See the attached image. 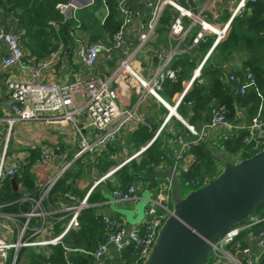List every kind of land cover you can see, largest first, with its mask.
Here are the masks:
<instances>
[{
  "label": "built area",
  "instance_id": "built-area-1",
  "mask_svg": "<svg viewBox=\"0 0 264 264\" xmlns=\"http://www.w3.org/2000/svg\"><path fill=\"white\" fill-rule=\"evenodd\" d=\"M184 1L183 3L182 0H146L148 18L141 25V30L138 32V45L132 52L125 53L118 60L111 74L106 78L96 74H89L86 77H75L67 81L45 80L41 77L42 72L56 59L55 56L39 59L32 66H26L23 62L25 52L21 44L22 36L26 34V30L20 28L18 33H11L5 31L0 25V45L3 44L5 47V53L0 58L2 68L6 70L16 66L28 69L30 72L28 79L9 84V92L3 101L5 108L11 115L3 119L6 124V132L3 147L0 150V183L4 178H12L21 170L23 165L22 158L13 156L9 159L7 154V142L16 122H69L78 136V149L72 159L67 158V150L57 142H45L39 145V155L32 162V170H39L51 165H55L57 168L55 173L46 181L37 199L27 196L22 198V200H28L31 204V209L24 213L25 222L17 224V221H13L12 226H4L0 230V264H16L17 251L24 246L36 247L62 244L63 236L70 229L79 227V213L87 205L90 191L77 204L66 207L70 217L59 234L51 238L42 236L47 234L49 229L46 226L45 217L47 213L43 208L42 201L56 182L72 166L75 159L115 142L132 121L141 122L143 126L150 128V123L142 119L136 112V105L132 108H123L118 104L117 97L120 88H123L126 92L133 89L138 96V103L142 99L149 97L159 102L169 111L161 124L154 130L147 144L127 158L122 164L135 157L146 146L155 141L166 128L170 115L173 114L193 138L187 141L176 131L170 130L174 143L173 162L182 184L199 187L206 182L204 177L188 176L190 166L199 164L197 159H193L192 163H190L188 159L190 147L194 142L203 141L205 129L198 130L193 124L186 122L176 109L180 104L185 103L188 106L192 104L191 101H182L188 86L192 81L200 77L203 65L213 48L225 37L231 21L235 17L244 14L248 1L255 2L257 0H227L228 18L220 28L216 27L208 19L206 13L210 7H213L215 0H207L199 10L191 8L188 0ZM76 3L69 0L56 3L55 8L62 17V23L69 18L76 19L74 11L81 7L76 5ZM90 3H92V0H90ZM167 8H172L175 11L169 24L168 35L170 38L176 39L178 44L184 43L185 35L194 25H198V29L191 39L193 46L205 41L209 35H213L211 46L193 69L191 78L185 87L175 95L172 104L163 97L161 92L165 80H175L177 77L178 69L173 68L171 63L173 57L180 52L178 48L170 47L168 50H159L156 56L162 60L161 64L147 75L144 72L147 71L150 65H134L136 51L152 40L154 31ZM117 9L120 15V23L112 33L109 45L98 39L87 45H79L75 50L77 59L86 68H92L100 54L110 59L114 49L125 48L127 30L132 26L138 13L126 4V0H118ZM185 18L189 20L188 26L184 23ZM48 24L56 31L59 29V23L54 20H49ZM260 33L264 35V32ZM70 34L72 35L71 32ZM228 79L235 83L234 91L236 93L245 94L252 90L257 100L256 111L249 123L245 125L234 124L225 119L224 106H215L210 110L209 126L220 129L216 144H219L221 150L228 153L226 151L227 141L240 136L241 145L239 151L233 155L228 153L232 158L235 157V161H238L244 154L255 153L264 148V93L250 70H246L241 76L234 72L230 73ZM167 103L173 106L174 112L169 109ZM83 112L87 120L85 123H79V117ZM118 167L119 165L94 181L93 186L109 176ZM136 189L137 185L133 183L125 188L117 187L111 191V194L117 201L127 202L137 198ZM170 213L169 188L165 183L158 197L148 200L145 217L142 222L126 225L117 217L103 213L100 218L106 235L104 241L98 242L92 250L62 246L66 255L78 251L89 256L92 264H113L111 250H113L117 261H123L126 249H131L135 257L143 260L155 240L158 228ZM5 217L11 222L14 220L11 215H6ZM33 217L40 218L42 220L41 225L33 228L31 233L32 236H35L33 239H25L24 236L29 229L28 222ZM259 223L263 225L254 235L256 245L260 250L259 254L253 259H248L246 258L248 249L244 248L239 256L241 259L246 260V262H243L244 264H259V257L264 252V214L255 215L247 222L229 228L211 245V254L207 264H221L224 259L229 262L232 260L235 264H242L230 255H226L224 253L225 248L227 246L231 248L234 246L239 247L236 241L237 237L244 230L250 229L253 225ZM14 228L17 229V239L15 241L8 240L6 235H11L15 231ZM10 251H12V256L8 260ZM66 264L74 263L67 260Z\"/></svg>",
  "mask_w": 264,
  "mask_h": 264
},
{
  "label": "crops",
  "instance_id": "crops-1",
  "mask_svg": "<svg viewBox=\"0 0 264 264\" xmlns=\"http://www.w3.org/2000/svg\"><path fill=\"white\" fill-rule=\"evenodd\" d=\"M206 1L207 0H188L189 6L195 10L201 9ZM182 2L184 3L185 1L182 0ZM90 4L86 6H89ZM126 4L132 9L136 10L138 15L134 19L132 26L127 30L125 37V48L114 49L112 57L110 59H107L103 54H100L95 65L92 68L88 69L83 66L77 59L75 53L77 47L79 45H87L98 39H101L109 45L112 34L106 31H102L100 32V35L96 37L94 35V31L92 30L75 27L70 31L72 33L71 47L66 46L65 42L60 40L59 38H56L57 41H55L54 46L51 47V42H54L53 38L55 37L53 33V38H51L52 36H49L47 38V36L43 35L41 32H38V34L34 38H30L27 34L22 36L21 44L25 52V55L23 57L24 64L26 66H32L39 59L55 56L56 59L49 65V67L43 70L41 75L43 79L50 81H67L75 77H86L89 74H96L103 78L108 77L118 60H120L125 55V53L132 52L136 48V46L138 45V32L139 30H141V25L144 24V22L148 18V8L146 6V0H126ZM82 7L84 6H81L80 8ZM80 8L74 11V15L76 18L78 10ZM245 12L246 14H250L251 9L247 7ZM206 13L208 19L216 27L220 28L228 18L227 0H215L213 7H210ZM99 14H101L100 20L102 23L108 14V8L105 4H103L96 12L97 16H99ZM174 14L175 11L172 8H167L164 11L159 24L154 31L152 40L148 42L144 47L136 51L134 65H150L147 71L144 72V74L147 75L161 64L162 60L156 56L159 50H168L170 47H177L180 52L173 57L171 66L178 69L179 71L182 62L180 61L176 64V61L180 60V58L188 57L189 61L191 62V65L185 66L187 70L181 81L183 89L187 82L190 80L193 69L197 66V64L203 58L206 51L211 45L208 48H202L201 46H199V44L194 46L191 44V39L194 33L197 31L198 25H194L187 32L184 37V43L178 44V41L176 39L170 38L168 35V30L169 24ZM19 15V11L12 13L8 9L3 8L0 5V25L5 31L18 33L21 28L18 26ZM262 15L264 16V0ZM184 23L186 26H188L189 20L185 18ZM236 24L237 23L233 24V28L235 27L234 29L242 32L241 34H244L245 37L239 39L237 46L228 50L227 52L222 51L219 47H214L201 69L200 77L196 79L197 82L208 84L213 77L212 73L215 72V69H219V78L223 83H229L230 80L228 79V76L230 73L234 72L241 76L246 70L252 71L255 78L256 75L258 77L259 72L261 71L264 78V35L260 33L264 32V24L260 27V29L256 31L247 29V26L245 24H242V26H240L238 29V27H236ZM230 30L231 26L229 24L226 35L222 40L226 38ZM55 32L57 31L55 30ZM44 37H46L47 40L43 41L42 39H44ZM208 39H212L213 41V35H209L206 40L202 42H206ZM3 53H5V47L3 44H1L0 58ZM29 77L30 72L28 69H22L14 66L5 70L2 68L0 61V150L4 144L6 132V124L5 122H3V119L11 115V113L5 108L3 104V101L9 92V84L11 82L28 79ZM177 93L178 92L173 94L170 99H167L170 104H172V102L174 101L175 95ZM117 102L123 108H132L136 105V112L142 119L150 123V128L143 126L141 122L132 121L118 136L115 142L108 144L100 150L83 154L81 157L73 161L72 166L65 172V174L69 173V176L67 178L65 177L63 183V185L67 189H64L62 192H57L56 199L53 202L46 201L49 193L42 201L43 208L47 213L45 217L46 226L49 227L47 234L42 235L45 238H51L59 234L64 229L70 217V213L66 211V207L77 204L86 196L89 191L90 193L87 198V205L82 209H93V214L95 216L100 218L101 214L106 213L108 215L117 217L126 225H133L144 220L145 209L148 205V202L141 205L143 212L139 213L137 210V205L141 200V197L139 195L143 192L144 185L140 184L133 177L124 179L123 176L124 168L128 167L129 170V168H131V165L134 166V172L148 173L146 172V165H143V162L144 160H147L149 149L152 143L141 152H139L135 157L125 162L124 164L122 163L127 158L132 156L135 152H137L141 147L147 144L154 130L161 124L169 111L159 102L149 97L142 99L138 103V96L133 89L126 92L123 90V88H120L118 90ZM176 110L180 114L182 119L193 124L198 130H201L202 128L205 129L204 138L207 136V133L209 131L211 132L212 136H215L218 132H220V129L218 127L215 128L209 126L211 118L209 109L196 114L193 109V103L190 106L184 103L180 104ZM245 112L246 110L244 108L239 109L238 116L245 117ZM84 114L85 113L83 112L80 115L79 123L86 122L87 119ZM247 123L248 120L246 118H243L238 124L245 125ZM170 130L176 131L187 141H190L193 138L190 132L187 131L185 126L178 119H176L173 114H171L166 128L161 132L156 142H159L161 149L162 144H164L165 149L173 159L174 143ZM77 139L78 136L74 131V127L69 122L50 123L45 121H31L25 123L16 122L14 124L7 142L8 158L11 159L13 156H19L20 158H22L23 165L18 174H21L23 170L27 169L33 176L34 188L32 191L27 190L20 183L15 182L17 189H12L14 191H19L20 196L18 197V201L26 202L27 205L29 204V209L27 211H20L16 213L3 212L0 210V230H2L4 226H12L13 221H17V224L25 222L26 218L24 216V213L28 212L31 209V204L28 200H22V198L24 196H27L32 199H37L46 181L56 171L57 167L55 165L46 166L40 168L39 170H32V162L39 155V145L45 142H57L60 146L64 147L67 150V158L72 159L73 155L78 149ZM196 143L197 142H194L192 143V145ZM212 143L216 144L217 138H215ZM160 158L161 160L152 169L160 168L163 166L164 158ZM188 159L190 160V163H192L193 159H196L193 155L191 147ZM118 165L119 167L115 171H113L109 176L105 177L97 185L93 186L94 181H96L98 178L102 177L108 171ZM214 170L216 172H219L220 170V164L217 161L215 162ZM64 175L60 179H62ZM208 175V172L204 171L202 172V174H197L195 176H200L201 178L204 177L205 180H207ZM10 179L11 178H9V180ZM133 183L137 185V198L132 201L122 202L121 205L120 202L112 196L111 191L117 187L125 188L129 184ZM33 191L35 192L34 195L31 194ZM94 195L95 197H99L102 195L104 198H94L93 201H89V198ZM124 209L132 212L129 218L125 214L120 212V210ZM6 215L13 216L14 220H12L11 222L5 217ZM41 221L42 220H40V218L34 217L29 220V229L24 236L25 239H33V237H35L32 236L31 233L33 231V228L41 225ZM76 229L77 228L72 230ZM14 230L15 231L11 235H6V238L8 240L15 241L17 239V229L14 228ZM254 235L255 234L251 233L248 234L245 237L242 246L240 244V241H237L239 247H232L235 249L237 257L240 256V251L244 248L248 249L249 254H247L246 256V258L248 259H253L259 254L260 250L256 245ZM51 246L54 245L36 247L24 246L21 248L42 250L48 253L50 252ZM20 249L17 251V257ZM237 249L238 251H236ZM12 251L9 252L8 260L11 259ZM243 255L245 254L243 253ZM111 260L113 261V264H122L124 262L122 260H116V256L113 250H111Z\"/></svg>",
  "mask_w": 264,
  "mask_h": 264
},
{
  "label": "trees",
  "instance_id": "trees-1",
  "mask_svg": "<svg viewBox=\"0 0 264 264\" xmlns=\"http://www.w3.org/2000/svg\"><path fill=\"white\" fill-rule=\"evenodd\" d=\"M66 0H0V5L3 8L8 9L12 13L20 12L18 19V26L26 30V34L30 38H34L38 32L44 34H52L64 41L66 46L71 47V34L70 31L73 28L89 29L94 31V35L97 37L100 32L106 31L112 34L120 23V15L117 9L118 0H92L89 6H84L78 10L77 18H69L66 22H61V15L56 10L55 5L57 2H64ZM105 4L108 8V14L104 21L97 17L96 12L100 7ZM251 9L250 14H244L235 17L230 23L231 30L224 40L218 42L215 48L219 47L222 51L227 52L228 50L235 48L238 44L239 39L244 38L245 35L242 32L237 31L233 28V24L236 27L245 24L247 29L256 31L264 24L263 12V0H257L255 2L248 1L246 9ZM246 11V10H245ZM49 20H54L59 23V29L55 32L54 28L48 24ZM260 31V30H259ZM212 43V39H208L206 42L199 43L202 48H208ZM182 62L179 71L177 72V78L175 80H165L163 83L162 95L167 100L182 90V79L185 75L187 68L185 66L191 65L188 57L180 58L175 63ZM250 69V68H249ZM213 77L208 84L199 83L196 80L192 81L189 88L183 96V102L191 101L193 103L194 112L200 113L211 110L215 106H224V117L234 124H238L241 119L246 118L248 123L252 115L256 111V95L250 90L245 94H239L234 91L235 83L229 81V83H223L219 78V69H215ZM215 74V75H214ZM263 73L260 71L256 79L259 82L258 85L261 87L264 93V78ZM245 109V117L238 116L239 109ZM158 139V138H157ZM156 139V140H157ZM153 141L147 160H144L143 165H146V172L152 170V168L161 160L163 157V151L160 148L159 142ZM240 136L229 140L226 143V151L233 155L239 151L240 147ZM147 149V150H148ZM191 150L195 158L199 161V164H192L190 166V172L188 176H195L202 174V172H208V179L216 176L218 172L214 170L215 162L209 151L206 149L202 141L197 142L191 146ZM253 153L244 154L242 158L248 157ZM134 171V166L131 165ZM69 173H66L62 179H59L53 188L50 190L47 196V202H53L56 199V193L62 192L67 189L63 183L65 177L67 178ZM16 183H20L27 190H33L34 181L32 174L26 169L21 174H15L13 176ZM124 179L131 178L128 167L124 168ZM31 194H35L33 191ZM20 196L19 191L12 189V184L9 178H4L0 183V210L3 212H20L27 211L29 204L26 202H19L18 197ZM94 198L102 199V195L99 197L91 196L89 201H93ZM45 201V202H46ZM264 214V205L261 206L253 215ZM78 219L80 220V227L76 230L70 229L64 236L62 244H57L50 247V252L46 253L42 250H32L29 248H21L17 257L16 264H66L67 260L72 261L74 264H92L89 256H86L78 251L72 252L66 255L63 246L66 245L72 248H83L86 250H92L96 247L98 242H102L106 239V235L103 229V223L101 218L93 214V209L86 208L82 209L79 213ZM246 221L242 222L245 223ZM240 223V224H242ZM31 224V223H30ZM262 223L253 225L246 231V235L240 240L242 246L245 237L248 234H256ZM243 233V232H242ZM240 236V235H239ZM238 236V237H239ZM122 264H141L142 259L135 257L132 254L131 249H126L124 253ZM208 262V261H207ZM206 262V264H207ZM259 264H264V252L259 257Z\"/></svg>",
  "mask_w": 264,
  "mask_h": 264
},
{
  "label": "water",
  "instance_id": "water-1",
  "mask_svg": "<svg viewBox=\"0 0 264 264\" xmlns=\"http://www.w3.org/2000/svg\"><path fill=\"white\" fill-rule=\"evenodd\" d=\"M69 1L80 6L90 3V0ZM219 133L212 136L209 131L203 140L206 149L220 164L219 172L186 194L164 144L162 167L148 173L134 172L129 168L131 177L144 185L137 205L139 213L143 212L141 205L157 196L163 184L169 188L171 213L158 228L141 264H206L211 245L229 228L248 220L264 205V148L235 161L212 143ZM10 181L16 190L15 180L11 178ZM120 212L128 218L132 214L125 209Z\"/></svg>",
  "mask_w": 264,
  "mask_h": 264
},
{
  "label": "rangeland",
  "instance_id": "rangeland-1",
  "mask_svg": "<svg viewBox=\"0 0 264 264\" xmlns=\"http://www.w3.org/2000/svg\"><path fill=\"white\" fill-rule=\"evenodd\" d=\"M65 2V1H64ZM101 14H99V16H97L99 19H100V16ZM45 36H47V38L49 37V36H52V34H50V33H48V34H44ZM43 38V37H42ZM47 38L46 37H44V39H42L43 41H45V40H47ZM51 38H53V36L51 37ZM55 38V39H54ZM53 38V41L54 42H51V47H53L54 46V44H55V41H57V39H56V37H54ZM50 41V40H49ZM216 147H218L219 149H220V147H219V144H214ZM228 154V153H227ZM229 155V154H228ZM233 159L235 160V157H233ZM182 187H183V193L184 194H186L190 189H194V188H198V186H196V185H187V184H183L182 185ZM156 193V192H155ZM154 193V194H155ZM160 194V193H159ZM158 194V195H159ZM158 195L157 196H155V197H158ZM258 213H256L255 215H257ZM250 219V218H249ZM248 219V220H249ZM248 220H246V222L248 221ZM134 225V224H133ZM248 230V229H247ZM247 230H244L243 231V233H241L240 234V236L239 237H237V238H239L240 240H242V238L246 235V231ZM245 234V235H244ZM236 251H238V249L236 250ZM241 252V251H240ZM224 253L226 254V255H230L232 258H234V259H236V260H238L239 262H241L242 264H244L243 262H246V260L245 259H241L240 257H237L236 256V252H235V249L234 248H231V247H228L227 246V248H225V251H224ZM249 254V253H248ZM227 258H228V256H227ZM228 259H230V257L228 258ZM226 262H228V263H226ZM221 264H235L234 262H232V260H230V262L226 259H224L223 260V262H221Z\"/></svg>",
  "mask_w": 264,
  "mask_h": 264
},
{
  "label": "bare ground",
  "instance_id": "bare-ground-1",
  "mask_svg": "<svg viewBox=\"0 0 264 264\" xmlns=\"http://www.w3.org/2000/svg\"><path fill=\"white\" fill-rule=\"evenodd\" d=\"M167 105L169 106V109H170L172 112H174V108H173V106L170 105V104H168V103H167Z\"/></svg>",
  "mask_w": 264,
  "mask_h": 264
}]
</instances>
